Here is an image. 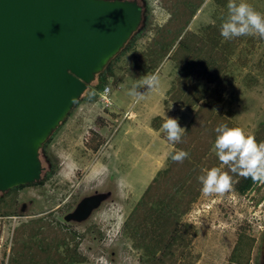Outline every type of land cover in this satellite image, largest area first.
<instances>
[{
	"label": "rangeland",
	"instance_id": "rangeland-1",
	"mask_svg": "<svg viewBox=\"0 0 264 264\" xmlns=\"http://www.w3.org/2000/svg\"><path fill=\"white\" fill-rule=\"evenodd\" d=\"M137 1L143 9L139 28L142 33L127 51L114 60L111 67L113 77L105 83L109 86L111 102L114 100L120 105L123 104L119 103L123 102V95L122 91H115V84L122 77L141 72L144 77L154 73L158 65L171 64L169 68H175V79L174 85L166 91L167 98H170L177 84L176 78L181 75L175 61L166 56L156 67L143 70L144 65L149 66L152 57L149 52L152 38L167 22L170 11L164 0ZM245 2L264 14V0ZM227 3L228 0H204L185 29L203 38L204 42L209 38L216 42L211 41L219 53L218 57L211 58V62L218 67L223 66L221 73L211 68L209 76L215 80L209 81L203 67L195 65L193 69L198 72L193 76V84L200 101L214 115L222 117L230 126L255 135L258 131L264 132V39L243 36L225 40L219 28L221 20L227 16ZM210 27L217 32H210ZM170 75L171 72L168 73ZM97 81L95 76L78 105L56 129L51 140L39 150L42 176L52 168L51 175L41 183L20 185L0 192V264H10L15 257L12 251L14 229L31 220L46 222L66 234L63 243L57 244V253L68 264H153V257L159 253L156 238L161 228L156 225V214L165 210L159 206L149 210L151 214L146 217L144 228L151 234V239L146 236L140 238L136 233L139 229L126 226V223L151 180L149 177L167 168L170 151L161 158L162 155L158 156L156 151H147V136L140 140L134 134L126 136L118 134L119 130L114 131L117 125L115 118L125 116L127 112L115 107V103L106 105L98 102L101 87L94 88ZM200 101L187 109L189 121L183 128H188ZM178 110L181 111L180 108ZM163 114L170 117L169 112ZM163 122L164 119L161 124ZM92 132L100 134L102 140L96 152L85 146ZM151 133L156 140L171 143V150L175 148L161 128ZM125 139L127 141L123 142ZM214 139L207 142L208 147L206 145L200 161L196 160V163L202 162V169L209 163L221 168L224 166L215 155ZM98 196H101L99 205L89 215L85 218L75 215L79 202ZM45 227L40 226L43 230ZM176 227L184 231L186 243L183 247H174L168 264H264V184L253 182L244 193H238L232 187L222 194L205 195L200 189L188 209L178 213ZM239 235L254 239L246 263V250L242 245L238 263L231 261L230 255ZM40 238L43 236L37 233L33 240Z\"/></svg>",
	"mask_w": 264,
	"mask_h": 264
},
{
	"label": "water",
	"instance_id": "water-1",
	"mask_svg": "<svg viewBox=\"0 0 264 264\" xmlns=\"http://www.w3.org/2000/svg\"><path fill=\"white\" fill-rule=\"evenodd\" d=\"M142 20L137 0H0V192L42 178L40 148Z\"/></svg>",
	"mask_w": 264,
	"mask_h": 264
},
{
	"label": "trees",
	"instance_id": "trees-1",
	"mask_svg": "<svg viewBox=\"0 0 264 264\" xmlns=\"http://www.w3.org/2000/svg\"><path fill=\"white\" fill-rule=\"evenodd\" d=\"M164 1L165 7L167 6L170 11V16L167 22L160 27L158 33L152 38L151 50L149 51L152 57L149 66L144 65L143 70H148L150 66L156 67L161 58L169 55L170 58L175 61V65L178 69H181V75L176 78L177 84L175 87L173 86L174 88L170 93V98L179 100L184 106H192L197 103V101H200V95L195 92L193 84V76L198 72V70L193 69L194 66H202L204 73L208 75L206 77L209 81L215 80L213 76H209V74H211V68H216L217 71L221 73L220 71L223 66L221 65L218 67L217 64L215 65L214 62H211V58L218 57L217 55L219 53L214 47L215 45L211 43V41H213L211 38L204 42L203 38L197 37L194 33L189 32V30H185L195 10L199 8L204 0ZM209 31L217 32L213 27L212 29L210 27ZM141 33L142 29H139L133 34L125 46L109 61L106 67L96 75L98 81L94 88L101 87L100 91L104 88L108 78L113 75L111 67L114 60H116L120 54L127 51ZM187 33L190 35L189 37L184 36ZM175 42H177L176 46L170 52ZM141 61H139V63ZM199 73L201 72L199 71ZM89 86L90 84L87 85V88H89ZM71 112L72 110L70 113ZM205 122L207 123L205 124ZM221 123H225L224 119L219 115H214L212 110L208 109L206 104L200 101V104L189 122L188 128H184L185 131L181 142L173 143L175 148L169 152L174 153L183 150L188 153V157L184 159L182 163H178L172 161L169 156L167 168L164 171L157 172L156 176L151 178L129 214L126 226L133 229L138 228L139 230L136 233L140 235V238H145L146 236L151 239V234L144 228L146 226V217H149V214H151L149 210L152 209V207L155 209L158 206L161 207L162 210H165L160 214H156L158 221L156 225L157 227L160 226L161 229L158 230L156 238L158 241L159 253L153 257V264H168L167 262L171 261L170 256L174 247H183L186 243L184 231L182 230L181 232L177 230L176 227L178 213H183L188 209L190 202L201 189L197 177L202 174L203 166L202 162H200L201 164L196 163V160L200 161L199 158L206 150L207 142L215 137V127ZM54 133H56V130L46 142L51 140ZM99 135L100 134L96 132H92L89 138L86 139L85 146L96 152L102 144ZM254 136L257 142H264V132L258 131ZM213 166H216V164L209 163L207 168ZM222 169L228 171L226 166H223ZM51 173L52 168L46 170L42 178L35 183H41L43 180L47 179ZM229 175L232 176V187L238 193H244L253 185V181L250 178L245 179L231 172H229ZM42 225H46L44 230L40 228ZM37 233H40L43 238L34 241L33 237ZM64 235L66 234L59 228L55 229L53 226L48 225L46 222H41L40 220H31L18 225L13 232L12 251L15 257H12L10 264H68L59 253H57V244L60 242L63 243ZM72 235L73 234L70 236L72 237ZM45 236L46 240L44 239ZM244 238H246V241H244ZM253 240V238L248 236L239 235L230 255L232 258L231 261L238 263L239 260L237 258L241 254L240 252L243 249L242 246H244V250H246L244 263H246Z\"/></svg>",
	"mask_w": 264,
	"mask_h": 264
},
{
	"label": "clouds",
	"instance_id": "clouds-1",
	"mask_svg": "<svg viewBox=\"0 0 264 264\" xmlns=\"http://www.w3.org/2000/svg\"><path fill=\"white\" fill-rule=\"evenodd\" d=\"M219 31L225 40L243 36L264 39V14L255 10L245 0H228L227 16L221 20ZM158 84L157 75H146L141 84L134 86L129 94L138 99L142 98L143 94L138 91L140 87L152 89ZM71 102H75L74 97L71 98ZM161 128L168 141L181 142L185 130L180 126L177 118L165 115ZM214 132L215 155L228 171L217 166L203 169L202 174L197 177L201 191L205 195H212L230 190L232 176L229 172L245 179L250 178L255 183L264 184V142H257L254 135L225 123L217 125ZM169 156L172 161L182 163L188 157V153L179 150L170 153Z\"/></svg>",
	"mask_w": 264,
	"mask_h": 264
},
{
	"label": "crops",
	"instance_id": "crops-1",
	"mask_svg": "<svg viewBox=\"0 0 264 264\" xmlns=\"http://www.w3.org/2000/svg\"><path fill=\"white\" fill-rule=\"evenodd\" d=\"M166 57L169 58L170 56L167 55ZM169 65L171 64L164 63L160 66L158 65L155 72L150 73L158 76L159 84L157 87L152 89L140 87L138 91L141 92L143 96L139 99L129 93L134 86L141 84L144 78L140 75L141 73L136 74L137 76L131 75V77L128 75L129 77H122L115 84V91H122L123 102L120 101L119 103L123 104H121V106L120 104L114 102V100L112 102L115 103V107L123 108L124 111L127 112L125 116L121 115L115 118L117 120V125L114 131L119 130L118 134L120 133L126 136L134 134L136 138H139L140 140H142V138L145 139L147 136L149 141L146 142V145L148 146V150H146L150 152L156 151L158 156L162 155L161 158H165L166 154L171 151V143L168 144L166 140H156L154 134L151 132L161 128L162 119H165V115L163 114L165 112H169L170 117L177 118L180 126L183 128L189 121V117L186 118L187 109L191 108V106L181 105L179 100L167 98L166 91L174 85L173 79H175V68L173 66H170L169 68ZM169 72H171L170 76H168ZM178 108H180L181 111H179ZM115 112L117 113L118 111ZM148 136H150V139ZM126 141L127 139L123 140V142ZM151 178L152 176L149 177V179ZM149 179L146 180V183H148Z\"/></svg>",
	"mask_w": 264,
	"mask_h": 264
},
{
	"label": "built area",
	"instance_id": "built-area-1",
	"mask_svg": "<svg viewBox=\"0 0 264 264\" xmlns=\"http://www.w3.org/2000/svg\"><path fill=\"white\" fill-rule=\"evenodd\" d=\"M108 93H109V86L108 85H105L104 88L99 93L100 100H98V102L105 103L106 105H111L112 102L109 99Z\"/></svg>",
	"mask_w": 264,
	"mask_h": 264
}]
</instances>
